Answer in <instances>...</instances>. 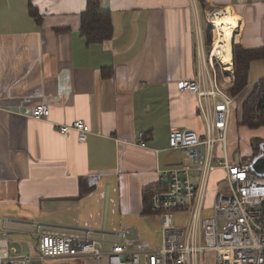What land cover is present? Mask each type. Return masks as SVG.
I'll return each instance as SVG.
<instances>
[{
    "label": "crops",
    "instance_id": "crops-1",
    "mask_svg": "<svg viewBox=\"0 0 264 264\" xmlns=\"http://www.w3.org/2000/svg\"><path fill=\"white\" fill-rule=\"evenodd\" d=\"M87 2L0 0V237L16 256H35L42 233L95 239L105 255L120 242L157 250L161 220L143 214V196L159 171L189 164L170 132L205 133L197 95L178 87L198 75L208 15L232 18L233 58L235 47L264 48V0H100L113 37L92 45L81 34ZM249 71L251 93L264 60ZM39 105L46 120L28 116ZM77 120L91 129L86 143L56 128Z\"/></svg>",
    "mask_w": 264,
    "mask_h": 264
},
{
    "label": "built area",
    "instance_id": "built-area-1",
    "mask_svg": "<svg viewBox=\"0 0 264 264\" xmlns=\"http://www.w3.org/2000/svg\"><path fill=\"white\" fill-rule=\"evenodd\" d=\"M208 18L212 26V13ZM212 29L214 32L213 26ZM202 44L200 39L197 77L181 81L178 88L182 93L197 95L206 130L204 134L191 130H173L169 134V149L185 151L189 164L159 171L162 184L150 197V211L161 220V247L129 252L120 242L105 255L102 243L95 239L42 233L35 256H14L10 242L0 237V264H207L205 258L209 256L213 264H264V178L255 174L253 163L244 162V157L236 162L227 155L236 99L220 86L219 74L230 70L213 56V49L206 56ZM220 64L224 68L218 71ZM232 79L231 71L226 84L232 85ZM255 87L257 96L251 117L261 123L264 80ZM28 116L46 120L50 110L39 105ZM56 128L62 135L71 130L78 132L80 143H86L91 132L84 120ZM143 140L141 133L139 145L145 148ZM219 149L225 160L217 155ZM221 170L227 185L216 191L212 206H207L209 178ZM120 236L124 239V235Z\"/></svg>",
    "mask_w": 264,
    "mask_h": 264
},
{
    "label": "trees",
    "instance_id": "trees-1",
    "mask_svg": "<svg viewBox=\"0 0 264 264\" xmlns=\"http://www.w3.org/2000/svg\"><path fill=\"white\" fill-rule=\"evenodd\" d=\"M30 14L33 17L38 18V12L35 8L30 9ZM112 19L109 11H105L101 7L100 0H88L86 11L82 15L81 20V34L86 39L88 45L92 44H102L109 41L113 37V25ZM205 44H206V54L209 57L212 47H213V31L212 27L208 24L205 27ZM264 60V48L255 50H245L239 47L234 48V74L235 81L232 86L228 87V93L233 98L239 100L238 98L243 94V92L248 87V79L250 73V66L254 61ZM221 83V82H220ZM257 96L256 87L251 90L250 95L241 107L238 108L237 115V125H243L245 127H251L253 129L264 128V122L256 123L252 120V108ZM239 114V116H238ZM233 122V121H232ZM231 122V125H232ZM264 144V140L261 138H256L253 140V151L249 159L245 160L246 163H254L260 158V148ZM157 189V188H155ZM155 189H151L144 193L143 196V214L152 215L150 211V197Z\"/></svg>",
    "mask_w": 264,
    "mask_h": 264
},
{
    "label": "rangeland",
    "instance_id": "rangeland-1",
    "mask_svg": "<svg viewBox=\"0 0 264 264\" xmlns=\"http://www.w3.org/2000/svg\"><path fill=\"white\" fill-rule=\"evenodd\" d=\"M215 12H217V11H215ZM212 31H213V29H212ZM214 35L215 34L213 32V43H214ZM212 49H213V47H212ZM217 63H219L218 60H217ZM221 67L224 68V66L222 64L217 65L218 71H220ZM232 69H233V67H232ZM233 70H231V71L233 72ZM231 71H229V72L221 71L219 74V79L221 82L220 86L225 90H228V87L231 86V85H229V83L226 84L228 82V76L231 75ZM258 75H260V73H257V76ZM257 82H254V83H257ZM249 93H250V89H247L244 92V95L242 97L240 96L238 98L239 99L238 101L236 99V104L233 107V117H232L233 122H232L231 129H230L229 136H228V149H227V155L231 161L238 162L242 157H244V160L249 159L250 154L252 152H254L253 147H252L253 140H255L256 138H261V140L264 139V136H262V135H264V128L261 127L259 129H253L251 127H245L243 125H240V126L237 125L236 110H237L238 106L239 107L241 106L244 99L248 96ZM263 148H264V144L260 148V157L263 154ZM217 155L220 156L221 159L225 160V156H223L224 152H222L220 149L217 151ZM224 180H225V176H224V173L222 172V170L214 172L212 174L211 180L209 178L208 194H207V200H206L207 206H210V207L212 206L211 203H212V200H213V197H214L216 191L221 189V188L226 187L227 184ZM177 222L179 223L180 221L177 220ZM150 240H151V243H153V244L156 243L157 245H159V247H157L158 249L161 247V233L160 234L155 233ZM11 253H13L12 249H11ZM14 256H16V255H14ZM205 259H206L207 264H213V262H212L213 257L212 256H209ZM32 264H38V263L33 262ZM103 264H104V262H103Z\"/></svg>",
    "mask_w": 264,
    "mask_h": 264
},
{
    "label": "bare ground",
    "instance_id": "bare-ground-1",
    "mask_svg": "<svg viewBox=\"0 0 264 264\" xmlns=\"http://www.w3.org/2000/svg\"><path fill=\"white\" fill-rule=\"evenodd\" d=\"M212 24L215 27L213 56H216L228 71H231L235 24L225 11L212 12Z\"/></svg>",
    "mask_w": 264,
    "mask_h": 264
},
{
    "label": "water",
    "instance_id": "water-1",
    "mask_svg": "<svg viewBox=\"0 0 264 264\" xmlns=\"http://www.w3.org/2000/svg\"><path fill=\"white\" fill-rule=\"evenodd\" d=\"M253 170L258 177L264 178V148L262 156L253 163Z\"/></svg>",
    "mask_w": 264,
    "mask_h": 264
}]
</instances>
